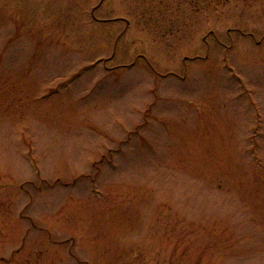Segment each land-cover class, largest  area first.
<instances>
[{
  "label": "rangeland",
  "instance_id": "1",
  "mask_svg": "<svg viewBox=\"0 0 264 264\" xmlns=\"http://www.w3.org/2000/svg\"><path fill=\"white\" fill-rule=\"evenodd\" d=\"M0 264H264V0H0Z\"/></svg>",
  "mask_w": 264,
  "mask_h": 264
}]
</instances>
